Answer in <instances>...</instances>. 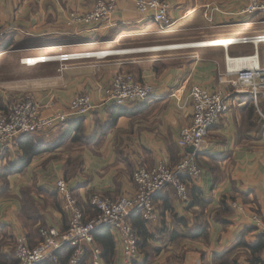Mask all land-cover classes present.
Listing matches in <instances>:
<instances>
[{
	"label": "crops",
	"instance_id": "0c3cea01",
	"mask_svg": "<svg viewBox=\"0 0 264 264\" xmlns=\"http://www.w3.org/2000/svg\"><path fill=\"white\" fill-rule=\"evenodd\" d=\"M95 1L0 0V25L5 29L0 35V115L26 96L36 99L43 116L68 111L79 94H88L95 105L83 118L24 136L3 150L0 261H17L15 246L22 237L35 247L41 227L69 228L71 215L54 189L56 179L69 182L89 219L92 195L117 199L135 191L138 167L152 168L160 160L171 167L180 163L189 151L178 139L192 122L191 92L199 86L229 98L230 108L198 154L203 175L185 180L189 201L181 200L172 186L155 198L159 218L147 222L153 237L135 264H216L228 253L231 264H250V251L241 244L264 237V94L254 99L250 92L235 93L236 76L225 62L227 54L258 52L264 67V43L258 49L252 44L228 49L181 45L264 35V16L243 14L248 0H166L174 23L162 29L140 14L133 0H120L107 21L67 24L71 12L84 13ZM115 50L130 51L35 66L21 63L33 56ZM122 72L151 85L152 97L105 103L111 80ZM79 120L81 130L76 132ZM76 134L81 141L73 140ZM25 138L33 140L39 153L24 166L18 145ZM255 214L261 224L253 220ZM110 230L116 264H124L120 236ZM90 254L82 264L91 263ZM260 257L264 264V250Z\"/></svg>",
	"mask_w": 264,
	"mask_h": 264
},
{
	"label": "built area",
	"instance_id": "2783aa9c",
	"mask_svg": "<svg viewBox=\"0 0 264 264\" xmlns=\"http://www.w3.org/2000/svg\"><path fill=\"white\" fill-rule=\"evenodd\" d=\"M120 0H96L88 11L80 13L73 11L68 15L67 24L93 25L109 20L117 11ZM138 12L157 22L162 29L173 25L169 15V4L166 0H133ZM249 16H264V0H248L247 6L242 11ZM5 29L0 25V35ZM232 40L229 44L215 46L216 42ZM264 43V35L240 36L232 39L188 43L181 46L196 47H224L229 45L252 44L258 46ZM180 47V46H169ZM162 47H152L157 49ZM147 50L149 48H142ZM115 51H83L64 54L26 57L21 63L26 66H35L40 63L52 61H68L84 58L103 57ZM226 67L229 73L236 76L233 86L235 93L250 92L257 99L264 94V67L260 64L258 52L251 56L230 57L226 55ZM151 85L135 80L130 73L116 74L106 90L105 103L122 105L129 102H145L153 95ZM193 105V118L190 125L183 127L178 145L184 149L194 148L188 152L182 161L171 167L160 160L152 167H138L133 174L135 191L117 199L105 198L101 195H92L89 199L95 215L85 218L83 210L71 190L69 182L64 178L56 179L54 189L64 199V208L70 213V226L66 230L55 227L40 229V242L32 247L22 237L15 246L17 264H41L51 260L58 262L57 253L65 247L71 249L69 264H82L87 252L90 251V264H103L102 249L96 244L94 232L98 229L109 227L120 236L124 264H135L141 257L139 239L129 218L134 213H141L146 222H154L159 218L155 205V198L167 187L172 186L177 191L181 200L189 201V192L185 180L200 178L203 170L197 161L202 147L214 125L229 110V98L222 97L219 93L195 86L191 92ZM95 109L92 98L88 94L77 95L69 104L66 112H57L50 116H43L39 104L32 96H26L16 102L8 114L0 115V155L3 150L14 144L18 139L37 132L59 127L72 118H83ZM234 207L243 210V207L234 203ZM257 224L262 223L258 214L253 215Z\"/></svg>",
	"mask_w": 264,
	"mask_h": 264
},
{
	"label": "trees",
	"instance_id": "16d2710c",
	"mask_svg": "<svg viewBox=\"0 0 264 264\" xmlns=\"http://www.w3.org/2000/svg\"><path fill=\"white\" fill-rule=\"evenodd\" d=\"M81 123L82 120H79L76 123V128H75L76 132H79L81 130ZM75 136L76 137L73 138L75 142L81 141L80 137H78L77 134ZM18 148L24 152V157L22 159L24 166L25 164H28L31 161V159L39 153V151L34 146L33 140L28 138L20 140ZM222 207H224L225 212L228 211V209L225 208L226 204L224 202L222 203ZM94 214L95 213H93V216ZM129 221L134 227L135 233L139 239L140 253L141 252L145 253L146 248L148 247V242L153 237L147 227V222L144 220L141 213L132 214L129 218ZM202 236L204 238L206 237V235H202ZM94 237L97 245L100 246V248H102L105 264H116V242L114 236L111 233L110 228L105 227L98 229L97 231L94 232ZM241 245L246 247L250 251V257H249L250 264H263L260 254L264 250V237H261L259 241L254 244L243 242ZM228 254L221 255L218 263L216 264H231V260L227 258ZM70 255H71V249L69 247H65L57 253L58 256L57 263L51 260H47L41 264H68V259ZM2 261H0V264H17V261L14 259L5 260L4 262ZM232 264H237V262L232 261Z\"/></svg>",
	"mask_w": 264,
	"mask_h": 264
},
{
	"label": "bare ground",
	"instance_id": "6f19581e",
	"mask_svg": "<svg viewBox=\"0 0 264 264\" xmlns=\"http://www.w3.org/2000/svg\"><path fill=\"white\" fill-rule=\"evenodd\" d=\"M232 40H228V41H221V42H216V44H214L215 46H218V45H225V43L227 44H229L230 42H231ZM125 51H128V53H129V51L130 50H124V52ZM132 52V51H131ZM119 53H122V52H119Z\"/></svg>",
	"mask_w": 264,
	"mask_h": 264
},
{
	"label": "rangeland",
	"instance_id": "374dc122",
	"mask_svg": "<svg viewBox=\"0 0 264 264\" xmlns=\"http://www.w3.org/2000/svg\"><path fill=\"white\" fill-rule=\"evenodd\" d=\"M0 69H1V67H0ZM3 69H8V67L3 68ZM92 211H93V212H92ZM92 211H91L90 213H92V214L95 213V211H94L93 209H92ZM94 215H95V214H94ZM69 226H70V225H69ZM41 228H43V227H41ZM41 228H40V229H41ZM40 229H39V231H40ZM39 242H40V241H39Z\"/></svg>",
	"mask_w": 264,
	"mask_h": 264
},
{
	"label": "water",
	"instance_id": "95a60500",
	"mask_svg": "<svg viewBox=\"0 0 264 264\" xmlns=\"http://www.w3.org/2000/svg\"><path fill=\"white\" fill-rule=\"evenodd\" d=\"M188 151L189 152H193L194 151V148L193 147H190V148H188Z\"/></svg>",
	"mask_w": 264,
	"mask_h": 264
}]
</instances>
